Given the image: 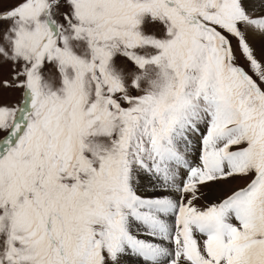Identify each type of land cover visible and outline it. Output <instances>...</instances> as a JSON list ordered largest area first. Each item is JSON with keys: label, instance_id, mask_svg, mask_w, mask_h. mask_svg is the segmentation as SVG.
Returning <instances> with one entry per match:
<instances>
[{"label": "snow or ice", "instance_id": "snow-or-ice-1", "mask_svg": "<svg viewBox=\"0 0 264 264\" xmlns=\"http://www.w3.org/2000/svg\"><path fill=\"white\" fill-rule=\"evenodd\" d=\"M0 264H264V0H0Z\"/></svg>", "mask_w": 264, "mask_h": 264}, {"label": "bare ground", "instance_id": "bare-ground-1", "mask_svg": "<svg viewBox=\"0 0 264 264\" xmlns=\"http://www.w3.org/2000/svg\"><path fill=\"white\" fill-rule=\"evenodd\" d=\"M253 46L257 49V54L259 56V48H260V42L257 40V41H254L253 42ZM157 193H153L150 189L147 190V191H142L141 192V195H156ZM142 238H147V237H142Z\"/></svg>", "mask_w": 264, "mask_h": 264}, {"label": "rangeland", "instance_id": "rangeland-1", "mask_svg": "<svg viewBox=\"0 0 264 264\" xmlns=\"http://www.w3.org/2000/svg\"><path fill=\"white\" fill-rule=\"evenodd\" d=\"M9 5H5V7H8ZM258 55V54H257ZM241 63H244L243 62V60H241ZM16 95H18V94H16ZM243 184H244V181H235L234 183H233V187H241V186H243Z\"/></svg>", "mask_w": 264, "mask_h": 264}]
</instances>
